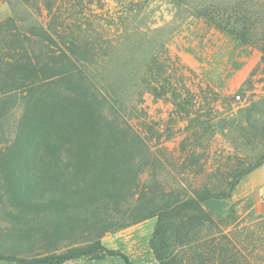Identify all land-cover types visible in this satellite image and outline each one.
<instances>
[{"label": "trees", "instance_id": "16d2710c", "mask_svg": "<svg viewBox=\"0 0 264 264\" xmlns=\"http://www.w3.org/2000/svg\"><path fill=\"white\" fill-rule=\"evenodd\" d=\"M15 1L30 14L0 20V263L117 256L105 234L156 219L154 264H263L232 198L264 154L208 164L210 123L191 118L183 75L164 64L179 62L166 46L139 56L134 24L154 0ZM167 1L264 55V0ZM146 95L190 119L179 156L158 150ZM175 161L196 181L168 183Z\"/></svg>", "mask_w": 264, "mask_h": 264}, {"label": "rangeland", "instance_id": "374dc122", "mask_svg": "<svg viewBox=\"0 0 264 264\" xmlns=\"http://www.w3.org/2000/svg\"><path fill=\"white\" fill-rule=\"evenodd\" d=\"M10 2L11 5L0 6V20L12 16L14 11L18 17L29 19L27 9L15 0ZM134 26L137 28L136 41L141 46V60L143 49L154 46L160 50L161 46H166L179 62L180 66L167 60L164 64L172 75L174 69L183 75L189 92L186 104L193 113L191 118L210 123L208 130L205 128L203 132L200 145L202 151L209 150L208 164L212 168L234 166L241 160L250 162L264 154V55L258 47L240 43L195 18L189 7H176L167 0H154L138 15ZM138 87L144 89L146 86L140 82ZM144 107L158 150L166 146L179 156L190 119L178 113L172 103L155 100L149 95H146ZM231 112L234 116L228 119ZM256 130L259 131L257 136ZM175 164L179 166L174 167ZM201 164H205L204 158ZM169 165L173 174L167 177L168 183L188 185L196 181V178L174 173V169L191 171L186 164L175 161ZM247 193L240 183L233 193L232 203L244 232L254 231V242L248 247L250 255L253 253V257L264 264V218L259 219L253 214ZM156 222L151 219L105 234L102 244L120 255L67 264H123V255L135 264H154L149 242Z\"/></svg>", "mask_w": 264, "mask_h": 264}, {"label": "crops", "instance_id": "0c3cea01", "mask_svg": "<svg viewBox=\"0 0 264 264\" xmlns=\"http://www.w3.org/2000/svg\"><path fill=\"white\" fill-rule=\"evenodd\" d=\"M252 201V210L257 215H264V164L248 174L241 181Z\"/></svg>", "mask_w": 264, "mask_h": 264}, {"label": "built area", "instance_id": "2783aa9c", "mask_svg": "<svg viewBox=\"0 0 264 264\" xmlns=\"http://www.w3.org/2000/svg\"><path fill=\"white\" fill-rule=\"evenodd\" d=\"M238 98H240V97H238Z\"/></svg>", "mask_w": 264, "mask_h": 264}]
</instances>
